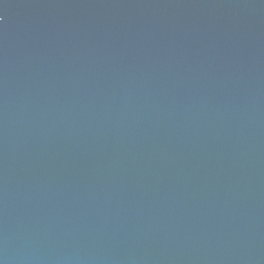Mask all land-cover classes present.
<instances>
[{"label":"water","instance_id":"obj_1","mask_svg":"<svg viewBox=\"0 0 264 264\" xmlns=\"http://www.w3.org/2000/svg\"><path fill=\"white\" fill-rule=\"evenodd\" d=\"M0 264H264V0H0Z\"/></svg>","mask_w":264,"mask_h":264}]
</instances>
